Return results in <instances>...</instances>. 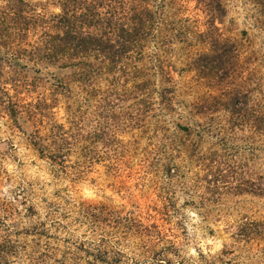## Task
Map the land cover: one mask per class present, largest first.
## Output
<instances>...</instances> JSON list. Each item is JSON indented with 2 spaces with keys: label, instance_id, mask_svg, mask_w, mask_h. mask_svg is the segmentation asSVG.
Instances as JSON below:
<instances>
[{
  "label": "rangeland",
  "instance_id": "rangeland-1",
  "mask_svg": "<svg viewBox=\"0 0 264 264\" xmlns=\"http://www.w3.org/2000/svg\"><path fill=\"white\" fill-rule=\"evenodd\" d=\"M146 3L84 79L0 44V264H264V0Z\"/></svg>",
  "mask_w": 264,
  "mask_h": 264
},
{
  "label": "trees",
  "instance_id": "trees-1",
  "mask_svg": "<svg viewBox=\"0 0 264 264\" xmlns=\"http://www.w3.org/2000/svg\"><path fill=\"white\" fill-rule=\"evenodd\" d=\"M47 1L57 13L45 15L34 6L26 11L24 0H13L0 15V44L14 41L19 56L34 64L75 68L84 79L95 71L116 69L123 59L141 53L151 38L166 40L161 8L149 9L147 0ZM35 146L42 152L40 142Z\"/></svg>",
  "mask_w": 264,
  "mask_h": 264
}]
</instances>
